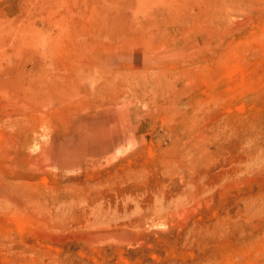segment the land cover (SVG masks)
<instances>
[{"label": "rangeland", "instance_id": "obj_1", "mask_svg": "<svg viewBox=\"0 0 264 264\" xmlns=\"http://www.w3.org/2000/svg\"><path fill=\"white\" fill-rule=\"evenodd\" d=\"M0 264H264V0H0Z\"/></svg>", "mask_w": 264, "mask_h": 264}, {"label": "bare ground", "instance_id": "obj_2", "mask_svg": "<svg viewBox=\"0 0 264 264\" xmlns=\"http://www.w3.org/2000/svg\"><path fill=\"white\" fill-rule=\"evenodd\" d=\"M113 134L110 133H103L101 130H97V135L100 137V150L103 155V153H107L111 149H114L118 145V139L115 137V132H112Z\"/></svg>", "mask_w": 264, "mask_h": 264}]
</instances>
